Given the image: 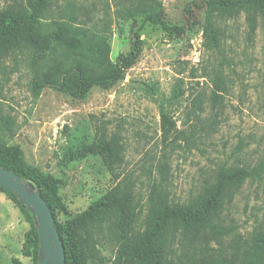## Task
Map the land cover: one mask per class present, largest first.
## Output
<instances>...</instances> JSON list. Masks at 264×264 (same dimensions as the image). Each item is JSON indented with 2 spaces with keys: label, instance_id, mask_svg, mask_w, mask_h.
I'll use <instances>...</instances> for the list:
<instances>
[{
  "label": "rangeland",
  "instance_id": "374dc122",
  "mask_svg": "<svg viewBox=\"0 0 264 264\" xmlns=\"http://www.w3.org/2000/svg\"><path fill=\"white\" fill-rule=\"evenodd\" d=\"M123 0H53L45 23L75 19L93 37H104L114 62L130 51L139 32L141 55L125 79L110 90L95 87L77 99L51 86L38 93L34 81L53 58L37 65L27 50L0 55V116L15 123L9 144L19 148L27 165L61 180L65 209L55 210L65 224L88 212L122 179L132 181L141 208L137 228L144 225L147 200L154 182L161 179L159 165H169L170 200L186 203L215 182L221 167H243L250 173L263 166L260 176L248 177L228 199L219 215V234L205 231L195 241L207 254L242 257L245 242L264 230V28L256 16L253 29L246 12L217 18L222 32L218 49L204 45L202 24L206 6L201 0H160L165 22L183 32H168L144 23L141 16L122 18ZM26 0H0V10L22 6ZM49 62V63H48ZM38 71V72H37ZM223 76L224 90L215 85ZM176 92L178 97L175 98ZM222 96L216 105L213 94ZM197 97L203 110L190 112ZM218 108L216 132L207 133L195 122H209ZM177 122L175 145L164 151L161 112ZM118 135L125 148L117 170L120 180L106 170L100 158L77 154L79 140ZM167 158H164V155ZM97 257L89 264H127L120 252L117 216L100 209L96 224ZM34 222L7 193L0 190V264H36L35 251L25 247ZM175 250L180 252L181 246ZM202 256V254H198Z\"/></svg>",
  "mask_w": 264,
  "mask_h": 264
},
{
  "label": "trees",
  "instance_id": "16d2710c",
  "mask_svg": "<svg viewBox=\"0 0 264 264\" xmlns=\"http://www.w3.org/2000/svg\"><path fill=\"white\" fill-rule=\"evenodd\" d=\"M53 0H26L22 6H9L0 10V55H10L17 50H27L34 56V63L49 55L60 53L62 58H53L37 74L34 87L37 93L46 86L54 87L67 95L85 99L91 90L98 87L110 90L123 81L126 72L139 59L142 48L139 32L135 33L130 51L121 54L116 61L110 58V45L104 37H93L83 25H75V19L53 20L45 23L52 9ZM206 6V19L202 24L204 45L207 49H218L222 32L217 27V18H230L246 12L251 27H256V16L262 19L264 28V0H201ZM119 16L134 19L141 16L144 23L159 26L168 32H183V29L169 26L164 19V8L160 0H123ZM49 63V62H48ZM38 72V71H37ZM215 85L224 90L223 76L217 75ZM178 97L176 92L175 98ZM216 105L222 96L213 94ZM204 99H194L190 112L198 119L203 110ZM219 123L218 108L209 122H195L192 126L203 127L207 133H214ZM15 123L10 118L0 116V167L14 172L22 178L32 180L48 203L61 234L66 253V264H89L97 257L96 222L100 209L113 212L118 219L120 252L125 255L127 264H264V230L253 234L244 245L242 257H226L207 254L195 241L205 231L219 234L222 229L216 221L228 199L250 176H260L263 169L258 167L250 173L243 167L223 166L217 173L215 182L204 187L203 191L186 203L170 200L168 190L169 165H159L161 179L151 186L147 200L144 226L137 228L141 208L134 194L132 181L120 180L117 170L124 161L125 148L122 138L113 135L109 138L98 136L94 139L79 140L77 154L83 157L94 156L101 159L106 170L118 184L94 203L88 212L65 224L56 220L55 210L65 209L60 188L62 182L52 175L27 165L18 147L10 145L9 139L15 136ZM161 133L164 151L175 145L174 138L180 133L177 122L167 112H161ZM168 156L165 154L164 158ZM0 190L7 193L3 188ZM9 194V193H7ZM29 215H32L18 199L9 194ZM34 222V221H33ZM35 225V224H34ZM25 247L33 248L38 264L39 235L26 234ZM181 246L180 252L175 250ZM202 256H198V254ZM14 264H21L18 260Z\"/></svg>",
  "mask_w": 264,
  "mask_h": 264
},
{
  "label": "water",
  "instance_id": "95a60500",
  "mask_svg": "<svg viewBox=\"0 0 264 264\" xmlns=\"http://www.w3.org/2000/svg\"><path fill=\"white\" fill-rule=\"evenodd\" d=\"M0 187L14 195L32 215L40 241L38 264H66L65 248L52 210L35 183L0 167Z\"/></svg>",
  "mask_w": 264,
  "mask_h": 264
}]
</instances>
